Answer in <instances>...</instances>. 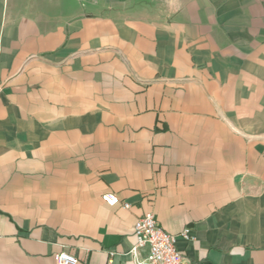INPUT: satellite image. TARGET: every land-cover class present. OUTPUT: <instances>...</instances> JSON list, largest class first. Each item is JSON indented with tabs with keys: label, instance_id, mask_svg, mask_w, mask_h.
Here are the masks:
<instances>
[{
	"label": "crops",
	"instance_id": "obj_1",
	"mask_svg": "<svg viewBox=\"0 0 264 264\" xmlns=\"http://www.w3.org/2000/svg\"><path fill=\"white\" fill-rule=\"evenodd\" d=\"M0 85V264H264V0H0Z\"/></svg>",
	"mask_w": 264,
	"mask_h": 264
},
{
	"label": "built area",
	"instance_id": "obj_2",
	"mask_svg": "<svg viewBox=\"0 0 264 264\" xmlns=\"http://www.w3.org/2000/svg\"><path fill=\"white\" fill-rule=\"evenodd\" d=\"M101 199L108 205L129 207V203L113 193H104ZM133 233L135 242L129 252L134 264H198L186 259L176 247L178 237L193 239L189 228H184L178 235L168 233L159 225L154 213L147 211L134 222ZM113 254V251L109 252L110 256ZM53 260L54 264L78 263L77 257L66 250L55 253Z\"/></svg>",
	"mask_w": 264,
	"mask_h": 264
}]
</instances>
